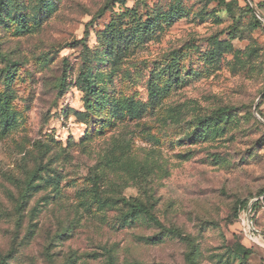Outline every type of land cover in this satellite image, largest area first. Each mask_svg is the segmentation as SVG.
I'll return each instance as SVG.
<instances>
[{
	"label": "rangeland",
	"instance_id": "obj_1",
	"mask_svg": "<svg viewBox=\"0 0 264 264\" xmlns=\"http://www.w3.org/2000/svg\"><path fill=\"white\" fill-rule=\"evenodd\" d=\"M0 116V264H264V0H0Z\"/></svg>",
	"mask_w": 264,
	"mask_h": 264
},
{
	"label": "trees",
	"instance_id": "obj_2",
	"mask_svg": "<svg viewBox=\"0 0 264 264\" xmlns=\"http://www.w3.org/2000/svg\"><path fill=\"white\" fill-rule=\"evenodd\" d=\"M119 2H124V0H119ZM230 5H228L229 7ZM247 8L249 11H251L252 13H254V10L252 7H250V5H247ZM231 9V8H230ZM88 33L85 35V37L83 38V41L85 42L87 39ZM115 38V37H114ZM114 39L112 38V40H108L107 41V55L110 57L113 55V53H115V49H114ZM117 53H119V51H121L119 48L116 50ZM175 77V75H174ZM84 89L86 91L85 94V99H86V103L87 106L91 109H97L98 107H101L104 102L102 100H93L94 96L97 94L96 90H95V79L92 78L89 74H85L84 76ZM65 82L62 81L63 85ZM163 93V92H162ZM161 93V96H162ZM160 97V92H158V90L156 88H152L151 89V101H156L158 100ZM115 103L112 104V106H114ZM121 108H119L122 112L121 115H127L130 116L131 118H136L138 117V115L142 112H144L145 110V106L144 105H139L136 106L134 105L132 102H127L126 104H119ZM212 115L214 116H220V117H227L230 115V111L228 108L224 107V108H219L216 112H214ZM0 118L2 119V117L0 116ZM208 119V117L206 116H202L199 117L197 120L199 121V124H202L204 121H206ZM2 122V125L0 127V138L4 137L9 131L10 129H12V124H11V119L10 116L9 118L4 119ZM199 127V126H198ZM35 175L32 176L26 185V189L24 191L23 194V198L26 199V197L29 195L30 190L31 189H36L38 187V183L34 184L35 181ZM100 177V176H99ZM93 181L95 182L97 179V174L94 175V177L92 178ZM119 202H122L123 204L129 206L130 211H131V215L134 214H143L145 215L148 219H150L151 221L159 224L160 221L158 219V217L155 215V213L153 212V206L152 205H148L146 203L141 202L138 199H135L133 197H119L117 199ZM257 206V205H256ZM240 207H242V205L240 204ZM256 208V207H255ZM254 209V208H253ZM239 210V209H238ZM237 210V211H238ZM129 216V217H130ZM128 218V217H127ZM126 218V219H127Z\"/></svg>",
	"mask_w": 264,
	"mask_h": 264
},
{
	"label": "water",
	"instance_id": "obj_3",
	"mask_svg": "<svg viewBox=\"0 0 264 264\" xmlns=\"http://www.w3.org/2000/svg\"><path fill=\"white\" fill-rule=\"evenodd\" d=\"M253 10H254L256 13L260 14L259 11H258L256 8H254ZM248 211L250 212V208L248 209Z\"/></svg>",
	"mask_w": 264,
	"mask_h": 264
}]
</instances>
